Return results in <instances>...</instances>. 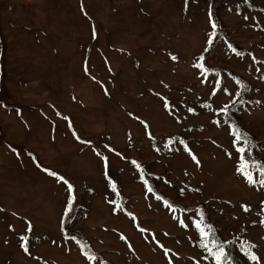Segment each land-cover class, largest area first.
<instances>
[{
  "label": "rangeland",
  "instance_id": "1",
  "mask_svg": "<svg viewBox=\"0 0 264 264\" xmlns=\"http://www.w3.org/2000/svg\"><path fill=\"white\" fill-rule=\"evenodd\" d=\"M231 124L264 163V0H0V264H213L203 212L264 264Z\"/></svg>",
  "mask_w": 264,
  "mask_h": 264
},
{
  "label": "snow or ice",
  "instance_id": "2",
  "mask_svg": "<svg viewBox=\"0 0 264 264\" xmlns=\"http://www.w3.org/2000/svg\"><path fill=\"white\" fill-rule=\"evenodd\" d=\"M216 28H217V24L213 21L212 22V29L213 32L210 33V39L208 40V44L212 45L215 37H216ZM95 34V33H94ZM229 48L236 53V55H242V53L238 52L235 48H232L231 45H229ZM172 59H176V57H172ZM201 60H203V57H201ZM197 67H202L201 65H196ZM87 71V69H86ZM244 90L246 89V86L244 88ZM224 91L226 92L227 90L224 89ZM215 94V93H213ZM229 95H231L229 93ZM238 98L240 94H237ZM237 103L236 100L232 101V104L235 105ZM230 109L231 106L230 105H226L224 108H222L220 110L219 113H217V115H223L224 117H229V113H230ZM189 111H193L192 109H189ZM217 123H219V121H217ZM231 128V134L234 137L233 140V145L236 148V151L240 154V162L237 166V172L239 174H241L245 180L251 184V185H255L257 183H259V185L261 187H264V163L254 159L252 157V151L251 149L254 147V145H252L251 141L248 138L247 133L243 132L238 126L231 124L230 125ZM83 142V141H82ZM86 143V142H85ZM180 143H184V141H180ZM187 147V146H186ZM245 153H247V155H245ZM230 155V154H229ZM193 159L195 160V156H193ZM104 161H105V167L107 169V157H104ZM136 162L133 161V164H135ZM198 163V161H197ZM39 166V165H38ZM139 168V165H136ZM44 171L50 175L53 176L57 179L58 182H63L65 185H67V191L69 193V199L68 202L65 206V217L70 216L71 211L73 210V205L75 202V190L73 188V185L71 183H69L64 177L59 176V174L48 170V169H44ZM143 175V173H141ZM254 174H258L259 178H255ZM145 183H147V181H145ZM115 186L113 185V188ZM148 191L151 193L153 190L151 187L148 188ZM157 200H160L161 197L159 195L156 196ZM112 203H114V201H110ZM164 204L166 207L172 208V205L170 204L169 201L165 200ZM118 208L120 207L119 205L117 206ZM173 211H175V209H172ZM245 211H248V208L245 207L244 208ZM175 218V217H174ZM134 219V217H133ZM261 225L264 226V219H262L260 221ZM180 224L182 227H187V225L184 223L183 218L180 219ZM195 228L199 234V246L201 248H203L207 253H208V257H211L213 260V264H231V259L228 255V253L226 252V247L228 246V244L230 243H234V241H230V242H224L221 241L217 235L215 230L213 229V227L209 224H206L204 222L203 219V213H201V220L197 223H195ZM30 230V228H29ZM142 232L145 231L144 229H140ZM69 239H76L75 237H67ZM123 238V237H122ZM22 241H24V243L22 244V247L24 248V251L27 253L28 252V248H27V237H22L21 238ZM77 243H79V241H77ZM256 245L254 244H248L247 249L245 248L244 243H241V249L245 251V255L248 256V258L255 262V264H259V257L251 251V249L255 248ZM82 252H84V254L86 255L87 259L89 261H94L96 259L94 254H89L87 251H85L82 247ZM167 252V250H166ZM208 257H205V259H207Z\"/></svg>",
  "mask_w": 264,
  "mask_h": 264
},
{
  "label": "trees",
  "instance_id": "3",
  "mask_svg": "<svg viewBox=\"0 0 264 264\" xmlns=\"http://www.w3.org/2000/svg\"><path fill=\"white\" fill-rule=\"evenodd\" d=\"M247 155V154H246ZM166 199V198H165ZM168 200V199H167ZM173 206H179V205H177V204H175V203H173L172 201L170 202ZM181 208H183V209H185V210H189V209H192V208H190V207H181ZM204 213V212H203ZM206 215V214H205ZM206 218V217H205ZM67 234H69V232L67 231ZM72 236H74L78 241H79V243L81 244V246L83 247V249L85 250V251H88V253H91V254H93L91 251H89V247H88V245H87V243H88V241L84 238V237H82L81 235H77V234H74V235H72ZM226 249H227V253H228V255H229V257L231 258V260H232V262L234 263V264H244L239 258H238V256H237V254H236V252H235V250H234V247L232 246V244L230 243V244H228V246L226 247ZM94 252V251H93ZM106 262V264H112L110 261H105Z\"/></svg>",
  "mask_w": 264,
  "mask_h": 264
}]
</instances>
